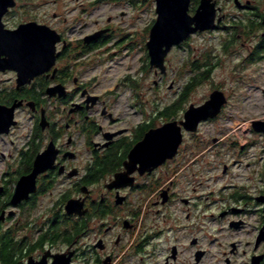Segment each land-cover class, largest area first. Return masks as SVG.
Segmentation results:
<instances>
[{
  "label": "flooded vegetation",
  "instance_id": "af4514ba",
  "mask_svg": "<svg viewBox=\"0 0 264 264\" xmlns=\"http://www.w3.org/2000/svg\"><path fill=\"white\" fill-rule=\"evenodd\" d=\"M42 1L46 7L59 2ZM76 1L73 2L78 6L72 13H46L53 21L61 15L64 21L61 26L60 22L39 19L35 10L42 6L37 5L40 0H14L15 5L2 16L5 29L37 23L55 30L61 39L57 43L56 64L25 83L19 85L16 70L0 71L13 72L16 76L12 86L2 85L0 104L7 108L19 104L9 131L0 134H10L20 124L21 110L28 111L32 120L26 148L17 155L14 170L7 171L0 183V264H264V184L261 181L264 147L259 163L254 162L259 166L255 175H260L254 194L246 186L234 183L232 190L226 186L230 191L224 201L213 198L212 202L202 203L205 204L202 216L207 223H212L214 233L208 234L205 220L199 224L194 218L192 211L195 207L199 209V203H194L192 197L193 190L198 189L191 190L189 184L198 174L196 164L205 146L221 140L220 137H212L211 142L209 138L200 139L202 127L222 116L228 100L218 115L200 121L194 131L181 125L189 108L182 105L164 106L153 118L134 126L120 125L123 122L100 94L91 91L84 82L76 85L78 66H83L89 54L111 43L114 37L109 39L116 33L112 26L101 25L100 20L90 26L84 21V15L90 12L87 9L97 8L103 0H91L87 4ZM108 1L121 6L117 16L127 17L134 15L139 5L150 8L152 0ZM201 1L189 0L190 15L197 12ZM238 1L211 0L216 8L214 26L194 34L230 29L228 39L232 43L238 42L235 37L242 39L243 47L246 43L249 45L248 59L262 61L264 0ZM153 2L156 13V0ZM80 6L84 7L80 9ZM10 17L16 18L14 24L8 22ZM107 20L112 18L109 16ZM154 22L149 24V33ZM70 24L77 27L71 28ZM72 31L78 37L69 38L68 33ZM62 60L67 62L61 64ZM71 79L75 86L70 90ZM50 88L55 89L54 95L48 93ZM180 98L181 92L174 103L179 105ZM53 100L64 105L60 112L63 122L52 117L49 102ZM99 105L102 108L98 109ZM199 105L202 103L195 106ZM156 118L162 119L161 122L156 123ZM255 121L264 119L252 120L253 131L264 136V131L255 129ZM168 122L182 126V141L172 156L160 157L153 163L155 160L133 153L150 129ZM72 128L83 138L80 145L86 155L76 148L78 138L70 133ZM65 135L66 140L62 142ZM84 156H88L87 160ZM228 168L224 164V174ZM34 170V190L13 203L19 186L30 187L29 182L23 183L21 179ZM59 183L61 186L56 192ZM184 183L188 184L186 188ZM69 201L77 204L78 210L74 213L66 210ZM209 204L215 205L208 208ZM251 226L254 230L249 237Z\"/></svg>",
  "mask_w": 264,
  "mask_h": 264
},
{
  "label": "rangeland",
  "instance_id": "374dc122",
  "mask_svg": "<svg viewBox=\"0 0 264 264\" xmlns=\"http://www.w3.org/2000/svg\"><path fill=\"white\" fill-rule=\"evenodd\" d=\"M58 1L57 4L51 3L49 7H46L40 0L37 5L42 6L35 10V14L37 11L39 19L49 20L52 23L60 22L61 26L64 23L61 15L53 21L49 14L53 11L72 13L74 7L78 5L74 4V0ZM79 2L87 4L91 0L76 1L78 4ZM120 9L122 10L118 3H110L107 0H103L93 10L87 9L90 12L84 15V21L86 20L88 26L100 20L101 25L112 26L116 33L111 35L110 39L114 37L111 43L89 54L83 66L79 65L75 70V76L78 78L76 85L84 82L91 91L100 94L107 101L106 104L113 108L119 121L123 122L120 125L134 126L146 121L149 117L153 118L156 111L162 107L173 104L175 98L184 90L189 78L199 72L194 69L193 61L203 64L209 60L210 64H215L209 78L195 87L184 103L186 108L192 103L203 104L216 89L223 91L228 100L222 116L215 121L205 123L202 127L200 139L209 138L208 142H211L212 137H220L221 140L209 147L205 146L206 149L204 148V153L198 157L196 164L198 174L189 184L191 190L193 187L198 189L193 190L192 198L194 203H199V209L195 207L192 212L199 224L200 221L203 223L205 220L202 216L205 206V204L202 205L203 202L207 204L212 202L213 198L224 201V197L230 191V188L226 186L229 185L232 190L234 183H238L240 187L246 186L247 190L254 194L256 186L260 183V175L256 176L255 171L259 169L258 163L264 147V136L253 131L252 120L264 119V60H249L248 43L243 47L242 39L240 41L238 37H235L236 40L238 39L237 43L235 41L231 43L228 39L231 35L230 29L215 30L194 34L184 44L173 47L165 59L166 72L162 73L160 69L150 67V57L146 46L149 39V24L156 19L153 0L150 8L145 4L139 5L131 16H117ZM125 9L132 10L129 7ZM47 12H49L48 17ZM109 16L112 18L111 21L107 20ZM15 21V17L14 19L10 17L8 20L10 24H14ZM70 26L77 27L73 24ZM127 33L128 35L124 37ZM68 36L69 38L78 37L73 31L69 32ZM66 62L62 60L61 64ZM15 77L13 72H0L1 102L2 85L12 86ZM133 84H138L136 89L133 88ZM68 86L70 90L75 86L72 79ZM63 107V104L55 100L49 102V109L53 112L52 117L55 121L63 122L60 118ZM100 108L102 107L99 105L98 109ZM27 112L26 110L19 112L20 124L10 134H0V183H3L6 178L7 171L14 170L17 155L26 148L32 132V120ZM161 120L156 118L155 121L160 123ZM70 133L74 134L75 139L78 138L76 143L78 151L86 155L85 148L80 145L83 138L73 128ZM66 137L65 135L61 141L64 142ZM84 158L87 160L88 156ZM257 161L258 163L255 164L254 162ZM247 163L251 165L247 167ZM224 164L229 165L227 174L223 173ZM261 167H264V162ZM262 178L261 181L264 184V175ZM187 185L184 183L183 188ZM60 186L59 183L55 189L56 192L59 191ZM222 186L224 187L220 188ZM214 205L209 204L208 208ZM205 224L207 233L214 234L212 223L210 221L207 223L205 220ZM249 228L248 235L251 237L254 227Z\"/></svg>",
  "mask_w": 264,
  "mask_h": 264
},
{
  "label": "water",
  "instance_id": "95a60500",
  "mask_svg": "<svg viewBox=\"0 0 264 264\" xmlns=\"http://www.w3.org/2000/svg\"><path fill=\"white\" fill-rule=\"evenodd\" d=\"M237 2L239 1L236 0ZM14 5V0H0V71L16 70L20 85L56 64L57 43L61 38L55 30L37 23L20 25L14 30L5 29L2 16L9 7ZM188 5L189 0H156L157 17L150 29L146 46L150 57V67L160 69L162 73L166 72L165 59L173 46L181 44L197 31L202 32L214 26L215 2L202 0L193 16L188 13ZM99 34L100 32L96 35ZM55 89H48V93L54 95ZM226 102L227 98L223 91L214 90L202 105L189 106L185 112V121H182L181 125L187 130H196L200 121L218 115ZM18 106L19 104H14L7 108L0 104V133L9 131L14 123V110ZM181 125L168 122L161 127L150 129L143 140L134 147L133 153L155 160L153 163L159 161L160 157L172 156L182 141ZM254 127L257 131H264V121H255ZM34 175H36L35 170L21 179L23 183L29 182L30 187L26 189L22 185L19 186L13 195V203H18L22 196L26 197L30 191L34 190L36 177ZM66 210L69 213L77 211L75 201H69Z\"/></svg>",
  "mask_w": 264,
  "mask_h": 264
},
{
  "label": "trees",
  "instance_id": "16d2710c",
  "mask_svg": "<svg viewBox=\"0 0 264 264\" xmlns=\"http://www.w3.org/2000/svg\"><path fill=\"white\" fill-rule=\"evenodd\" d=\"M230 42L232 43V41ZM144 50L146 51V46L144 47ZM253 55L251 56L253 57ZM192 63H193L194 69H197V71L199 72L195 74L194 76H192L191 78H189V80L186 82L184 86V90H182L181 92V98H180L181 103L178 105L176 104V102L175 103L173 102V104H171L170 106L168 105L169 108L175 107V106H181V105L185 107L184 103L186 102V97L189 96V94L195 89V87H197L200 83H202L204 80H207L209 78L210 73L213 69V66H215V64H210L209 60L205 61L203 64H199L196 61H193ZM136 86H138V84H133L134 89H136Z\"/></svg>",
  "mask_w": 264,
  "mask_h": 264
},
{
  "label": "bare ground",
  "instance_id": "6f19581e",
  "mask_svg": "<svg viewBox=\"0 0 264 264\" xmlns=\"http://www.w3.org/2000/svg\"><path fill=\"white\" fill-rule=\"evenodd\" d=\"M169 54H170V53H169ZM169 54H168V55H169ZM151 68H152V67H151Z\"/></svg>",
  "mask_w": 264,
  "mask_h": 264
}]
</instances>
